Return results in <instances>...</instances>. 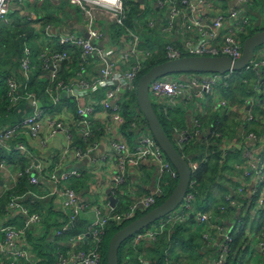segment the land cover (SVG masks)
<instances>
[{"label":"built area","instance_id":"obj_1","mask_svg":"<svg viewBox=\"0 0 264 264\" xmlns=\"http://www.w3.org/2000/svg\"><path fill=\"white\" fill-rule=\"evenodd\" d=\"M50 1L55 5L65 2L75 8L81 16L80 26L86 37L63 33L57 21L44 26L39 23L34 30L40 44L39 51L33 60L29 47L23 45L18 62V73L25 78V82L20 85L14 79L5 81L9 105L15 106L26 99L31 108L20 123L0 129V148L5 151L11 149L17 160L23 163V169L17 171L14 182L0 190V200L5 192L13 189L20 177L25 176L28 186L22 194L12 196L6 202L8 216L0 219V264L29 262L27 247L21 240L25 231L41 222L42 216L30 211L26 205L44 200L58 202L65 218L64 223L51 232V238L73 229L83 214L90 215L85 232L67 239V244L73 245L55 252L54 264H100V237L106 225L110 222L121 225L131 221L137 213L146 212L153 206L155 198L161 196L163 180L177 179L176 172L150 135L136 104L130 102V98L136 96L139 72L156 53L141 41L140 28L132 30L124 24L127 3L136 4L137 0ZM9 3L10 0H0L2 24H7L5 17L10 8ZM137 8L140 12L147 9L152 14L160 13V20H156L159 17H143V25L145 30L157 32L164 62L184 57H225L234 62L241 56L246 32L253 34L264 31V0H142ZM101 20L122 29V35L107 44H100ZM258 49L253 50L247 65L238 72L182 73L180 78L162 76L149 83L148 99L158 114L177 112L186 118L184 127L173 128L172 140L181 152L182 159H187L190 175L196 170L197 163L188 159L189 146L199 139L203 140L206 147L209 144V132L201 135L202 128L196 111L206 106V109L215 112L228 111L232 105L219 97L236 82L234 78H243L253 72L257 75L264 69V49ZM34 62L38 63L43 74L42 78L35 79L43 87L40 101H33V96L25 91L29 73L35 68ZM69 65L74 66V70L65 71L63 67L67 69ZM63 73H69V76L61 78ZM60 83L64 84L63 87ZM258 89L253 86L252 90ZM60 97L65 101H61ZM44 99H47L48 104L46 108L40 109ZM247 105L250 104L242 100L241 104L232 107L237 114H242L246 108L248 113L245 119L249 122L252 114ZM125 125L127 128L122 129ZM56 139L61 144L53 160L35 156L25 144V141L30 145V141H36L37 147L46 150L47 144ZM10 144L12 148H9ZM221 144L241 151L249 170L242 172L240 180H236L234 196L239 200L244 193L251 197L259 190L255 209H260L264 195V157L258 138L249 132L241 140L231 143L224 141ZM81 161L96 172L107 174L111 192L124 188L127 178L137 174L141 167H151L156 177L151 189L145 194L137 196V192L131 190L132 185L128 195L133 198V202L125 210L115 212L107 203L102 206L80 203L69 188L70 181L77 179L79 173L68 165ZM6 169L5 161L0 159V173H5ZM247 179L249 183L240 185ZM191 184L190 181L189 186ZM228 197L224 199L228 200ZM190 199L191 196L186 192L178 210L164 216L152 227L135 233L130 239L131 245L155 240L165 227L182 222L190 213H194L198 225L217 222L209 214L193 210L187 205ZM227 203L231 207H237L238 204L230 199ZM10 216L20 217L21 225H9ZM216 231L220 229L216 228ZM81 241L85 242V248L75 249ZM207 242L208 246L218 249L220 257H224L229 242L225 236L219 242ZM257 250L264 261V235L257 242ZM215 264H220L219 260Z\"/></svg>","mask_w":264,"mask_h":264},{"label":"trees","instance_id":"obj_2","mask_svg":"<svg viewBox=\"0 0 264 264\" xmlns=\"http://www.w3.org/2000/svg\"><path fill=\"white\" fill-rule=\"evenodd\" d=\"M60 5L54 6L49 0H42L38 10L44 12L45 14H43L42 19L38 21L40 26H44L45 24L51 23L53 21L51 15L52 11L54 13L60 12V10H62V8L65 6V2H62ZM33 7L35 6L33 5L31 9H35ZM12 9L9 10L5 17L7 24H2L0 21V119L3 117H9L5 126H12L20 123L24 118L23 115H25V113L28 111L27 102L25 101H20L16 106L9 105L6 99L5 81L7 79L17 80L20 78L18 73V62L21 56L22 46L27 45L31 49V57L34 60V56L38 52L40 45L37 40V33L34 31L32 32V29L29 27V21H26L25 17H21L19 12H16ZM125 17L126 20L124 21V24L132 30L136 29L137 25L142 23V16L138 13L137 4L127 3ZM110 26L111 30L109 31V37L112 39L119 38L122 35L123 30L116 28L113 25ZM246 35L247 36L245 37L248 38L250 35H252V32H246ZM140 39L148 48H150V46L154 43L150 49L156 50V53L153 54L151 59L145 63L144 68L139 72L138 78L146 73L150 68L164 62L163 58H161L159 42H155V39L152 38H146L144 35H140ZM34 63L35 68L29 73L30 83L26 85V92H36L34 89L28 90L31 85L34 87L38 86L41 91L43 89L39 82H35V79L42 78L43 74L40 73L38 63ZM63 69L65 71L74 70V66L69 65L67 66V69H65V67H63ZM68 76L69 73L61 74V78H67ZM243 79L245 80V83L241 84L240 82H237L235 83V85L237 84L235 88H240L239 92L244 98L252 94L249 88L252 90L253 86L264 89V69L258 72L257 75H254V73L247 74V76H244ZM225 92L229 95L230 90H226ZM60 99L61 101H65L64 99L62 100L61 97ZM229 100L232 105L241 104L242 102L241 99L240 103L232 101L234 100L233 97H230ZM130 102L135 103L134 96L130 98ZM47 104V99H44L40 103V109L46 108ZM16 107L18 110H20L17 111V115H21L23 113L19 119H17L18 116L15 113ZM152 110L162 131L173 145L172 130L173 128L179 129L184 127L186 118L177 112L162 115L161 113L158 114L154 108H152ZM245 110L246 108L242 110V113H244ZM249 113L252 115L254 114V118L259 117L264 119V110H249ZM230 115L232 118H229ZM230 115L226 117L211 115L206 118H198L202 126L206 127L208 125L215 128V130H213V128L209 130V144L207 147L203 144L205 151L202 146L193 145L189 148L190 150L188 149L187 152L190 154L191 150H193V153L196 154V156H189L188 159L195 161L197 163V168L190 175V181L192 184L187 189V194L191 196V199L186 204L191 206L193 210L201 211L204 214H209L211 218L216 219V221L219 219V222H213L211 225H198L194 219V213H190L184 218L182 222L175 223L171 227H165L162 233L158 235L155 240H144L132 246L130 237L129 239L123 241L117 249V264H182L184 261L181 262V259L186 258L183 257V255L187 252L196 258V264H207L209 262L208 257H205L204 259L202 257L206 255L213 256V261L211 263L209 262L210 264L216 263L218 260L220 264H264V261H262L259 257L257 250V242L261 240V236L264 235V221L259 220L262 213H264V195L262 196L263 202L261 208L255 209V201L259 190H257V193L253 194L251 197L237 200V198L234 196L235 187L231 190V192H228V189L232 188L233 186L231 185L225 189L221 184L223 180H229L227 176L223 175L224 172H228V174H232L234 172L232 166L226 163L229 158L227 156L230 153H226L221 149L223 148L221 142L228 141L231 143L232 141L241 140V138L249 133L248 131H251V133L257 137V135L263 134L264 128L262 125L258 126L257 128H259V132L255 133L252 128L253 125L248 126L251 122H248L246 119L242 120V114L231 113ZM241 123H243L242 126H240ZM239 127H241V129L245 132L241 136H238V130H241ZM125 128H127V125L122 127V129ZM127 134H129V132H127ZM232 135L235 137H232ZM262 138L264 139V136ZM9 148H12V144H10ZM175 150L179 155H181L180 151H178L176 148ZM0 151L2 153H6V155L3 157L1 155L2 153L0 152V159L5 160L6 165H11L12 167L14 166V168H17V171L22 169V163L15 161V155L11 149L6 152L0 148ZM237 152L238 151L235 150V153L230 157V160H228L230 164H233L236 161ZM184 160L188 164L187 159ZM129 178L130 177L127 178V182L123 187H126V185L130 186L131 182ZM229 182L231 183L233 181L229 180ZM163 183L162 194L160 197L155 198L154 204L151 207L152 209L162 203L163 200L170 194L173 187L175 186L176 181H169L165 179L163 180ZM27 187L28 186L25 176H22L17 180V183L13 189L4 193L3 198L0 200V219L4 218L6 215L8 216L5 210L6 202L12 196L22 194ZM117 192L114 195L111 194V196L116 197V199L119 200L118 207H113V209L115 212H120L127 208L128 202L130 203V199L127 198L124 200V198L121 197ZM146 192L148 191L139 186L138 193H136V195L139 196L141 194H145ZM214 193H220V196L214 197ZM223 195L230 196L228 197L230 200H233L236 203L240 202L242 205L239 208H236V206H229L227 203L229 199L225 200V196L223 197ZM122 201H126L127 203H122ZM23 204H26V202H23ZM41 205H51L50 200L37 202V206H40L39 209L42 210L44 206ZM211 206H215L214 210L208 211ZM151 208L149 210H151ZM220 209H222L221 213ZM44 211H47L48 215L54 216V214L49 211V207H47ZM146 212L141 214L137 213L131 221L142 216ZM61 217L64 216L62 215ZM82 218L84 217H80L78 219V222L73 229L67 230L60 236L52 238V242H48L49 238H47L46 232L49 230V226L52 227L53 223L50 225L45 224L43 226V233L39 232L37 237H34L30 234L31 230L25 231L24 238L26 237L27 242L32 246L33 249H39L40 246L51 247L52 245V251H62L70 247V244H67V239L75 237L79 233L85 232L87 223ZM21 220L22 219L18 216H10L8 223L12 226L14 223L19 222L20 226ZM221 220H226L227 224H222ZM155 223L157 222H154L152 225ZM124 226L123 224L116 225L111 222L106 225L100 237V264H105L106 248L110 237ZM200 228L203 231H201ZM216 228H219L220 231L217 232ZM194 230H196V232ZM204 235H207V237H204ZM223 236H225L229 242L227 246L228 250L222 258L220 257L221 254L217 248H210L208 246L209 244L207 240H215L216 242H219V240H223ZM33 240L38 242L40 246H37L38 243H31ZM79 244L80 249H83L86 246L84 241L79 242L77 245ZM253 244L255 245L254 247H256V249L253 250V253L251 252L252 254L248 253L249 248H251ZM76 248L77 246L75 249ZM39 256L44 255L40 253ZM47 263L48 262H45V264ZM34 264L43 263L35 261Z\"/></svg>","mask_w":264,"mask_h":264},{"label":"crops","instance_id":"obj_3","mask_svg":"<svg viewBox=\"0 0 264 264\" xmlns=\"http://www.w3.org/2000/svg\"><path fill=\"white\" fill-rule=\"evenodd\" d=\"M41 3H42V0H10L9 5H11V4L12 5L9 8V10H11L13 8L12 10L19 12L21 17H25L26 21H29V27L32 29V32H33L39 24L38 21L41 20L43 17L42 15L45 14L44 12L38 10ZM50 3L52 4L51 1H50ZM61 3L62 2H59L56 5L55 4H52V5L59 6ZM141 3H142V0H140V1L137 0V2H136L137 6L140 5ZM33 5L35 6V7H33L35 9H31V7ZM144 5H147V4L144 3ZM9 10H8V12H9ZM64 10H65L66 15H61V14H59V12H57V14H56L52 11L51 15H52L53 21L51 23H55L57 21V25H59L60 28H62L63 33H74V34L82 35L84 37V35H86V34L83 32L82 27L80 26V25H82V19H81L79 12L75 8H72L68 5H66ZM145 10L146 11H144V12H140L138 10V13L142 16V23L137 25L136 29L140 28V30H139L140 35H144V36H146V38L155 39V42L156 41L160 42L158 39V36H157V32L153 29L145 30V26L143 25L144 24L143 17H147V18L159 17L156 20H160V13L152 14L153 12L151 13L147 9H145ZM154 13H156V12L154 11ZM100 22H102V23H100L101 27H102V34H101L102 38L100 40V44L103 45V44H107L112 39L109 37V31L111 30L110 29L111 26H110V23H105L106 21L101 20ZM245 39H246V37H244V40ZM244 40H243V42H244ZM152 45L150 46V48H152ZM261 46H259L257 48H262ZM30 52H31V49H30ZM254 75H255V73H254ZM27 80L30 83V78H27ZM234 80L236 81L235 83H237V82H240L241 84L245 83V80L243 78H234ZM16 81L20 85H22L25 82V78H23L20 75V78L17 79ZM242 82H244V83H242ZM235 83L231 84L230 88H233ZM30 89L36 90V92L35 91H31V92L28 91V93L30 95H32L33 98L35 95H42L41 90L38 86L34 87L31 85L28 90H30ZM229 89H227V90H229ZM249 90L251 91L252 94L248 97H245V98L242 97L241 100L247 101L250 104V105H247L249 107V110H258V111L264 110V98H263L264 89L259 88L258 91H253L249 88ZM222 97L226 101L230 102V100H229L230 97L228 94H226V92L222 93L219 98L222 99ZM24 101L27 102L28 111H27V113H25V115H23V113L21 115H17V111H20V110H18L16 107L15 113L18 116L17 119H19L22 115L25 117L30 113L31 107H30L29 101H27L26 99H24L23 102ZM232 106H234V105H232ZM232 106H229V110L226 112H215L213 110H209V109L207 110L206 109L207 106L205 108L201 107L200 109H198L196 111L197 112L196 117L205 118V117H208L211 115H219V116L226 117V116H229L231 113H236V109ZM204 109H205V112H203ZM247 113H248V111H246V110L244 113H242V120L245 119V117L247 116ZM238 114H240V112H238ZM8 118L9 117H3L0 119V129L7 124L6 121ZM229 118H231V117H229ZM250 122L251 123L248 126L253 125L252 128H253V131L255 133L259 132V128H257L258 126L262 125V127L264 128V119H261L259 117L254 118V114L251 116ZM258 123H259V125H258ZM242 124L243 123H241L240 126H242ZM201 128H202V131H201L202 134L201 135L204 136L206 133L210 132L209 130L213 127L208 126V125L206 127H204L201 124ZM239 129H241V127H239ZM213 130H215V128H213ZM238 132H239L238 136H241L243 133H245L244 130H242V129L238 130ZM248 132H251V131H248ZM209 136H210V133H209ZM209 136H208V138H209ZM263 136H264V131H263L262 135H257V138L259 140V144L261 145V155H263V157H264V139L262 138ZM172 138H173V136H172ZM76 142H79V141L76 140ZM30 143H31V145L25 141L26 146L29 148V150H31L32 153H34L35 156H40V157L46 158L44 160H53V158L56 155L57 150L59 148V143L61 144V141L58 139L51 141L49 144H47L46 150H43V149H40L39 147H37L36 141H30ZM172 143H173V146L175 147L173 140H172ZM193 145L201 146V145H203V142L201 141V139H199V140L195 141L193 144H191L189 146V148ZM187 152H188V150H187ZM99 153H100V151H99ZM1 155L4 157L6 155V153L4 152ZM232 155L233 154L230 153L227 156V157H229L228 160H230V157ZM190 156H196V154L193 153V150H191ZM236 158L237 159L233 164H230L228 160L226 161L227 164L232 166V168L234 170V172L232 173V176L235 179V183H233V185H232L233 187L228 189V192H231V190L237 185L236 180L237 181L240 180L241 173L249 171L247 168V164H246L245 160L238 158L237 154H236ZM238 159H239V161H238ZM15 161L19 162L16 157H15ZM20 163H22V162H20ZM21 165L23 166V163ZM6 166H7L6 172L0 173V190L2 188L9 187L14 182L16 174H17V170H16L17 168H14V166L12 167L11 165H6ZM68 167L71 170H77L79 173V177L77 179H72L70 181L69 188H71L73 190V192L77 195L80 203H82V204H86V203L87 204H97L100 206H102V204H104V203H107L111 208L112 207H118V205H119V200H117L116 197H112L111 194L114 195L117 191L120 190L117 193L121 197H123L124 200L127 198L130 199V203H131V202H133V198L128 195V190L130 189V187L133 185V188L131 190H133L134 193L135 192L138 193V187L139 186L141 188L145 189L146 191H149L151 189L152 184H153L155 177H156V175L153 172V169L151 171L150 167H141L138 169L137 174H133L132 176H130V178H129L130 182H131L130 186L126 185V187H124V188L114 190L111 192V189L109 188V185H108V179H107L106 173H103L101 171L96 172L92 167L89 168L88 164L84 161L72 162L68 165ZM22 169H23V167H22ZM232 181H233V179H232ZM247 182L249 183L248 179L244 180V183H241L240 185H246ZM107 197H110L113 200L112 206L110 205V202L108 201ZM245 197L247 198L248 195L244 193L243 198H245ZM104 200H105V202H104ZM53 201L54 200H52L51 202H53ZM51 202H50L51 205H49V206L41 205V206H44L42 210L39 209L40 206L38 207L37 203L34 205H26L30 211L40 213L42 216L41 222L31 228L30 234L32 236L37 237L39 235V232L43 233V226L45 224L50 225L51 223H53L54 226L53 225H52V227L49 226L48 227L49 230L46 232V236H47V238H49L48 242L53 241V239L50 237L51 232L58 228V224L62 225V223H64V219H65L64 217H61L62 211H61V208H60L58 202H54V203H51ZM122 203H127V202L122 201ZM130 203L128 202V205ZM238 205L240 207L242 205V203H238ZM47 207H49V211L52 214H54V216H50V215H48L47 211H44ZM239 207H236V208H239ZM122 210H123V208H122ZM81 217H84L82 219L84 221H86V223H88L90 221V215L89 214H83ZM217 221L219 222V219H217ZM221 221H222V224H227L226 220L225 221L221 220ZM14 226L18 227L19 222L14 223ZM200 230H201V228H200ZM194 231L196 232V230H194ZM201 231H203V230H201ZM21 241H23L27 247L26 252H27L28 261H29L27 264H34L35 261L42 262L43 264H45V262H47V261L44 260L43 256H39V254L42 253L43 255H48V253L54 252V251H52V245H51V247H44L43 251L42 250L40 251V248L39 249L38 248L33 249L32 246L27 242L26 237L23 238V240H21ZM35 242L36 241L33 240V242H31V243L34 244ZM79 246H80V244L77 245V247H79ZM55 252H54V259H55ZM206 256H209V255H206Z\"/></svg>","mask_w":264,"mask_h":264},{"label":"water","instance_id":"obj_4","mask_svg":"<svg viewBox=\"0 0 264 264\" xmlns=\"http://www.w3.org/2000/svg\"><path fill=\"white\" fill-rule=\"evenodd\" d=\"M84 37H86V35H84ZM263 44L264 31H258L244 40L241 49V56L234 62H231L225 57H184L156 65L138 78L135 96L136 106L142 115L154 142L176 172L177 179L172 191L162 203L131 221L110 237L106 248L105 264H117V249L123 241L129 239L135 233L151 226L154 222L159 221L164 216L176 210L182 203L190 182V172L186 162L177 153L170 140L162 131L152 110L148 99L149 83L158 77L173 73L223 74L227 71L238 72L247 65L252 56L253 50ZM107 199L112 206L113 200L110 197H107Z\"/></svg>","mask_w":264,"mask_h":264},{"label":"rangeland","instance_id":"obj_5","mask_svg":"<svg viewBox=\"0 0 264 264\" xmlns=\"http://www.w3.org/2000/svg\"><path fill=\"white\" fill-rule=\"evenodd\" d=\"M66 3H65V6L62 8V10H60V12H59V14H61V15H66L65 14V7H66ZM61 6V5H60ZM56 14H57V12H56ZM262 48H259L258 50H260V49H264V44L261 46ZM257 48H255L254 49V51L256 50ZM257 50V51H258ZM256 51V52H257ZM182 76V73H173V74H167V75H165V76H163L162 78H180ZM187 76V75H186ZM61 87H63V85L64 84H62V83H60L59 84ZM237 85V84H236ZM236 85H234L233 86V88H230L229 90H230V92H229V97H233V99L234 100H232V101H234V102H236V103H240L241 102V98L243 97V95H241L240 94V92H239V90H240V88L238 87V88H235V86ZM62 94V96H64V92H62L61 93ZM41 100V96L40 95H35L34 96V100L33 101H40ZM31 102V101H30ZM32 103V102H31ZM231 103V102H230ZM208 110V109H207ZM203 112H205V110L203 111ZM229 117H231L232 118V116L230 115ZM206 118V117H205ZM235 123V122H234ZM226 124H228V123H226ZM233 128H235V127H233ZM232 137H235L234 135H232ZM202 147H203V149H204V151H205V148H204V146L203 145H201ZM223 148H221L224 152H229V153H231V154H234L235 153V149L234 148H232V147H230L229 145H228V147H227V145L226 144H224L223 146H222ZM237 154V156H238V158H241V159H244L245 158V156H244V154L240 151V152H237L236 153ZM188 155L190 156V154L188 153ZM230 173V172H229ZM223 175L224 176H227V178L229 179V180H232L233 179V182H229V180H223L222 182H221V184H222V186L226 189V187H230L231 185H233V183H235V179H234V177L232 176V174L230 173V174H228V172H224L223 173ZM213 196L214 197H219L220 196V193H214L213 194ZM224 196H226V195H223V197ZM222 197V198H223ZM216 205V204H215ZM237 207H239V205L237 204ZM180 208V207H179ZM179 208H177L176 210H178ZM214 208H215V206L213 207V206H211V208H209V210L208 211H213L214 210ZM152 209V208H151ZM259 220H262V221H264V213H262V215L260 216V218H259ZM249 221H250V219H249ZM130 221H126V222H124L123 223V226L124 225H126L127 223H129ZM221 223H222V221H221ZM211 224H213V223H211ZM211 224H209V225H211ZM153 225H151L150 227H152ZM213 227V226H212ZM162 233V232H161ZM160 233V234H161ZM35 243H38V242H35ZM71 246L73 245V244H70ZM37 246H40V244L38 243L37 244ZM255 245L253 244V246L251 247V248H249V252L248 253H253V250H255L256 249V247H254ZM43 249H44V247L43 246H40V251L42 250L43 251ZM251 253V254H252ZM183 257H186L185 259H181V262H183L182 264H196L195 262H196V258H194V256L193 255H190L188 252L186 253V254H184L183 255ZM203 257V259L205 258V257H208V260H209V262L211 263L213 260V256H202ZM43 258H44V260H46L49 264H53V262H54V254H53V252L51 253H48V255H44L43 256ZM207 263V264H210V263ZM213 264H215V263H213Z\"/></svg>","mask_w":264,"mask_h":264}]
</instances>
